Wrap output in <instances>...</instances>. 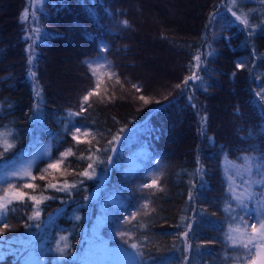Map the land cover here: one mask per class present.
<instances>
[{"label": "trees", "instance_id": "obj_1", "mask_svg": "<svg viewBox=\"0 0 264 264\" xmlns=\"http://www.w3.org/2000/svg\"><path fill=\"white\" fill-rule=\"evenodd\" d=\"M232 12L261 26L245 30ZM262 22L264 0H0V131H11L14 145L5 152L0 144V172L48 141L47 151L27 165L36 179L23 178L34 189L18 177L0 179L40 201L13 200L0 216V228L9 225L0 234V264H23L27 254L42 255V264H77L70 252L117 229L144 264H246L245 250L225 234L229 225L243 229V221L250 232L249 220L264 204V180L252 185L246 207L237 206L223 160L240 164L243 154L256 153L261 171L249 179L264 177ZM98 55L112 65L100 74L104 101L93 95L69 122L68 111L80 112L82 97L95 87L87 61ZM64 148L73 154L44 171L45 161L60 158ZM154 167L163 172V191L141 188ZM85 170L91 178L81 175ZM56 239L66 241L63 253L42 254Z\"/></svg>", "mask_w": 264, "mask_h": 264}, {"label": "snow or ice", "instance_id": "obj_2", "mask_svg": "<svg viewBox=\"0 0 264 264\" xmlns=\"http://www.w3.org/2000/svg\"><path fill=\"white\" fill-rule=\"evenodd\" d=\"M230 3L235 5L237 4V0H230ZM231 11V9H229ZM213 18L215 17V15L217 14H212ZM232 16L235 17L236 21L240 22L245 30L248 29H256L258 27H260L261 25H253L250 23L247 14L241 13V15H237L236 12H232ZM22 19L26 20L27 19V10L25 11V13H22ZM122 23L125 26L129 25V22L127 20L122 21ZM264 23V22H262ZM254 34V31H248V35L252 36ZM207 55H212L211 52H208L205 54V57ZM197 63V66H200L203 61H201V57L200 55H197L195 57ZM33 62V52H32V46L29 45V49H28V64L31 65ZM105 65L100 64L99 61H96L95 64L93 62H89L87 64V67L89 68L90 72L92 73V75L96 78V83H95V87L93 89H90L83 97H82V102H81V107H80V112H76L73 113L70 110L68 111L67 115L69 117V122H71L72 119H74L75 117H79L81 115V113L86 111L85 108V104L89 101V98L92 97L93 95H96L100 98L101 102L104 101V97L100 96V93L97 91L100 88V77L97 75L96 72V68L98 67H104ZM107 66L109 68L112 67V65L110 63L107 64ZM237 68H243L244 64L243 62L241 63H237L236 64ZM29 73L31 76H35L34 72H31V68H29ZM108 78L111 79L113 76H116V82L119 83V77L117 76L116 73L114 72H108L107 73ZM189 77H186L185 80L183 81L184 85L187 86V83L189 81ZM191 79H200V77L194 76ZM131 87L133 89H135L137 92L140 91V88L138 87L137 84H132ZM177 88H180V85H176ZM262 92H264V89H262ZM257 95H260V93H257ZM35 97L37 99H34V102L32 104V109L35 110H39L41 105L38 102V98L40 97V93L36 92L35 93ZM109 100L112 99V97H108ZM140 100H143L145 102V104H147L149 102V100L141 95L139 97ZM191 99V97L189 98ZM261 99H264V96H261ZM90 107V105H89ZM206 119V117H205ZM81 131L80 127H75V132L72 133L73 139L77 140L79 142V138L76 136V133H79ZM12 133L11 131H0V144L3 145L4 147V151L7 152L9 149L13 148L14 145L8 142V136H11ZM85 135H87V132L85 133ZM118 138V136H114L113 140H116ZM72 150L69 148L67 150H65L64 152L60 153V158L55 160V162L53 163H49L47 165V169H45L44 171H47L48 169H57L61 164H63L64 159L67 158L69 155H72ZM4 153L0 152V156H3ZM109 160H111V157L108 158ZM103 162V161H102ZM230 167L233 169H236V175H248L249 177H252L253 175V170L255 169L257 172L261 171V163H260V158H258L256 153L253 154H243L242 155V163L240 164H235L233 162H229ZM88 168L91 169L92 165L89 164ZM197 171L202 173V169H197ZM9 175L13 176V177H18L23 179L24 177H31L32 180H35L36 177L32 176L31 171H29L28 169H22L20 171H13L11 173H9ZM81 175L83 176H87L89 178H91L90 173L85 170L84 172L81 173ZM163 175V172L161 171L160 173L157 174H153L154 178L151 179L150 183L141 185V188H157L161 191H163L162 188H160L159 184H158V180L159 177ZM41 180L45 179L44 176L40 177ZM262 180H264V177H262L261 179H249V180H245L244 181V185H247V187H245L244 185H241L240 187L243 189L242 191H238L237 187L235 186V176L234 175H229L228 176V181H229V188L227 189V191L231 194V199L235 200L237 202V206H243L246 207L245 205V201L248 199H252L255 196V193L252 191V185L253 184H260L262 182ZM23 188H28V189H34L36 187L35 184L33 183H24L22 184ZM46 187H51V188H56L57 185L56 184H49L46 185ZM67 187V186H65ZM63 190V189H61ZM25 197H28L30 200L35 201L36 204H39L40 201L36 199L35 196H29L27 192L22 191L20 188L15 187L14 184L9 183L8 187L6 189H3V195H0V214H3L4 212L7 211L8 209V205L12 203L13 200H24ZM189 199H193V194L190 191L189 192ZM142 207L144 208H148V201H146ZM225 211L226 212H231V206L229 204L225 205ZM133 216L135 215V213L132 214ZM256 215L258 216H262L264 217V204H261L258 206V208L256 209ZM33 216H39V211H35L33 213ZM29 219H32V217H29ZM75 219L79 220L80 217L77 216L75 217ZM182 219H184L182 217ZM241 220H243V217L240 218ZM259 228H257V224L253 223L251 224L250 228V232L247 231L248 228V224L247 221H243L245 227L242 229L239 226L233 228L231 225H229L228 228V232L225 234V239L227 241H230L232 245H238L240 246L242 249L245 250L246 255L244 257V259L247 261V264H264V219H259ZM28 225H25V227H27ZM185 227L187 229H191L192 228V224L191 223H187L185 225ZM9 228V225L7 223H5L3 225V228H0V234H2L4 232L5 229ZM120 235L123 237L126 235V233L121 232ZM182 236H184L185 238L188 237L189 233L188 231H185L183 233H181ZM61 239H64L63 237ZM65 247H67V244H65ZM132 248H137V244H132L131 245ZM191 248V245L185 243V250L187 251L188 249ZM57 251L59 252H63V249L58 248ZM142 253H137V255H141ZM185 261H187L189 258L187 256L184 257Z\"/></svg>", "mask_w": 264, "mask_h": 264}, {"label": "rangeland", "instance_id": "obj_3", "mask_svg": "<svg viewBox=\"0 0 264 264\" xmlns=\"http://www.w3.org/2000/svg\"><path fill=\"white\" fill-rule=\"evenodd\" d=\"M96 61H99L100 64L105 65L104 67H98L96 68L97 75L100 77V74L102 71L106 68L107 63L103 61L102 57L98 55L97 57L90 58L87 62H93L95 64ZM192 76H197L193 75ZM75 132V130H74ZM79 133H76V135ZM48 147V141H45L44 143L38 145L35 147L31 152L28 157L25 158V161L23 164L17 162L14 164L12 167H10L8 170H2L0 172V179H4L9 175V173L13 171H20L22 169H27V165L33 161L35 157H37L40 153L46 152ZM67 150V148H64L59 151V156L61 152H64ZM59 158H52L47 161H45L44 165H47L49 163L55 162ZM230 160L224 159L223 160V174L228 181V176L229 175H234L235 176V186L237 187L238 191H242L243 189L240 187L241 185H244L245 180H249L248 175H236V169H233L230 167L229 164ZM232 162V161H231ZM32 163V162H31ZM234 163V162H233ZM150 174L152 175L151 178H149V181L153 179V174H157V168L154 167L150 171ZM160 178V177H159ZM11 180V179H10ZM10 180L7 179L4 183L0 184V191L6 189L8 187V183H10ZM24 183H28L29 180H22ZM23 183V184H24ZM247 187V185H244ZM0 195H3V191L0 192ZM2 214H0L1 216ZM255 216V218H254ZM254 218V222L257 224V228H259V218H256V214H253L252 216ZM252 218V219H253ZM252 219L249 220V226L252 224ZM261 219V218H260ZM94 230H97L94 228ZM92 230V233H95V231ZM251 230V229H250ZM125 231L121 229H117L114 231L109 232V234L104 237V238H97L95 240H87L86 245L82 246L80 250L77 251H72L70 252V257L74 260L75 258L79 259L80 264H144L147 259H140L139 256L134 252L129 250L128 248L130 245L126 243L125 236H121L120 233ZM108 238V239H107ZM88 239V238H87ZM66 241L64 240L63 242L59 243L57 242V239L49 245V247L44 248L41 253H47L50 252L52 255H54L56 258L60 256L62 253L57 251L58 248L63 249V251L67 248L65 247ZM43 258L42 255L40 257L34 256L32 254H27L25 258L23 259V264H42ZM79 262L77 264H79ZM44 264V263H43ZM247 264V263H246Z\"/></svg>", "mask_w": 264, "mask_h": 264}]
</instances>
